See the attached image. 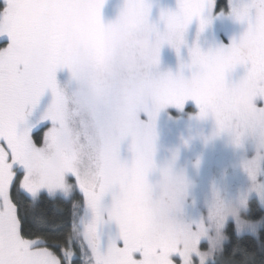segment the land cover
<instances>
[{
    "label": "snow or ice",
    "instance_id": "snow-or-ice-1",
    "mask_svg": "<svg viewBox=\"0 0 264 264\" xmlns=\"http://www.w3.org/2000/svg\"><path fill=\"white\" fill-rule=\"evenodd\" d=\"M103 3L0 0V264H135L144 254L129 246L119 200L109 214L120 232L105 243L104 203L118 182L113 165L129 136L138 132L141 146L133 173L139 177L150 165L151 124L141 114L148 120L182 82L142 72L126 79L123 73L138 44L147 50V63L156 65L160 46L182 37L194 17L202 31L210 22L204 13L215 10L216 0H178V11L161 12L163 33L149 23V0H125L116 22L107 25ZM229 5L247 30L215 54L193 55L201 63L250 65L253 75H264V0ZM129 17L142 22L141 32L127 31ZM63 68L70 79L60 85L56 74ZM46 92L51 103L29 122ZM249 219L259 231L241 242L259 254L252 264H264V205ZM195 261L203 264V257Z\"/></svg>",
    "mask_w": 264,
    "mask_h": 264
},
{
    "label": "trees",
    "instance_id": "trees-1",
    "mask_svg": "<svg viewBox=\"0 0 264 264\" xmlns=\"http://www.w3.org/2000/svg\"><path fill=\"white\" fill-rule=\"evenodd\" d=\"M124 2L125 0H104L100 10L102 23L105 25L115 23L124 6ZM149 2L151 4L148 17L149 23L155 24L158 31L163 33L165 24L161 20V12L178 11V0H149ZM229 2H234L238 5L241 0H216L215 10L211 13L207 11L204 13L206 18H210L209 25H217L230 16ZM208 24L205 28L208 27ZM79 27V24L72 25L74 31L79 30ZM247 27L246 22L239 26L230 21L223 23V30L217 33L216 36L212 33L213 35L207 40L209 43L207 50L210 54H215L222 48L228 47L227 43H232L233 39L238 40L247 30ZM204 32L205 29L203 31L200 30V19L194 17L183 34V40L192 34H195L192 36H197L201 39L204 36ZM151 39L152 41L155 40L154 37ZM141 45L138 44L137 47ZM159 49L165 51L163 44ZM210 64L211 68L205 67V63L203 64L202 73L195 72L187 75L186 72H182L178 74V78L182 82V89L179 93H174L173 96L184 98L181 102L170 107H167L166 104L160 105L162 106L161 108L157 106L148 120H146L144 114H141V119H145L142 122L150 123L152 132L151 163L141 176L137 177L133 173V168L141 149L138 142L139 133L129 136L122 143L115 161H125L126 166L119 173L113 170L118 182L104 206L105 215L103 219L107 221L103 230L109 226L108 220H114L109 213L115 201L119 200L121 202V221L125 229L132 230L135 237L140 236L144 240L147 239L145 248L152 251L156 244L163 241L165 234L158 236L156 241H151L149 236H147L146 230L149 231L151 229L146 220H149V209L151 207L155 210L157 220H162L160 218L168 211H175L187 220L190 217L189 210L194 205L188 200L190 196L194 195V197H197L195 195L197 194L199 195L198 198H200L205 191L213 192L210 188L211 186L208 185V180L201 181L198 178L197 169L200 170L201 168L196 167L204 168L206 159L219 157L218 152L212 147L211 134L217 131L222 123L233 117L235 121H240L239 116L241 115L242 122L245 121L243 114L236 116V106L233 101L238 88L242 83L244 84V74L241 75V73L243 70L251 68V66L244 64L228 66L220 59H214ZM153 66L150 68V73L153 72H151ZM157 73L160 74V71H157ZM221 86L223 90H221ZM50 103L47 100L43 101L42 112L46 110ZM231 103H233L234 107H231ZM232 112H235V114ZM189 128L196 135V140L190 149L180 148L178 159L172 161L165 148L179 147L178 136L181 133L187 135ZM201 131L205 134L204 139L199 136ZM129 145H134L133 151H129ZM222 158L223 160L221 158L218 159L222 170H217L220 171L218 179L221 181L224 177L223 172H226L224 165H228L227 163L230 162L229 159L225 161L224 157ZM152 172L158 178L154 177ZM155 178L157 183H154ZM142 189L148 192L151 207L145 206L140 199L138 200L137 192H142ZM220 191L221 187L219 185L218 196L221 194ZM248 204L249 214L260 206L255 198L250 199ZM116 224L117 222L111 224L113 229L107 237L118 235L117 231L120 229ZM257 232L255 234H237L233 230V226L228 225L224 233L225 240L220 244L221 247L215 258L207 264H252L253 260L258 262L260 260L259 254H256L251 247L241 242L242 237L254 236ZM245 243L250 245L251 241L246 240ZM238 244L240 245L239 247ZM130 245L131 242H129Z\"/></svg>",
    "mask_w": 264,
    "mask_h": 264
},
{
    "label": "rangeland",
    "instance_id": "rangeland-1",
    "mask_svg": "<svg viewBox=\"0 0 264 264\" xmlns=\"http://www.w3.org/2000/svg\"><path fill=\"white\" fill-rule=\"evenodd\" d=\"M227 21L236 23L238 26L242 24L230 15L217 25L208 24V27L204 28V36L201 39L192 36L195 34L189 35L184 40V35L182 37L173 36L172 43L167 41L163 43L165 51L159 49V62L154 66L147 63V50L143 44L136 47L132 53V63L124 70V77L131 79L137 73L152 75L157 71H160L161 75H170L175 78H178V74L182 72H186L187 75L195 72L202 73L204 63H201L193 52L198 50L201 56L212 55L207 50V45L209 46L207 40L213 35L212 33L216 36L222 31L223 23ZM230 44L227 43V46ZM213 60L205 63V67L211 68L210 63ZM151 66H153L152 73L149 72ZM242 74H244L243 85L248 89L250 111L257 118L242 113L245 121L242 122V115L239 116L240 121H235L237 125L235 129L227 128L226 120L217 131L211 134L212 147L218 152L219 157L216 159L210 157L204 162V168H196H201L197 169L198 178L201 181L208 180V185L211 186L213 192L205 191L200 198L197 194H195L197 197L190 196L188 200L194 203L189 210L190 220L189 218L186 220L175 211H168L160 218L162 220H157L155 210L149 204L148 192L145 189H142L140 193L136 191L138 200L140 199L145 206L151 207L149 220H146L151 229L146 230L147 236L151 241H156L158 236L165 235L163 241L149 251L145 248L147 239L144 240L140 236L135 237L132 230L126 229L129 242H131L130 246L144 253L141 259L135 261V264H181V260L176 259L177 255L183 259L184 264H200L195 261L196 256L203 257V264H207L218 253L220 244L225 240L224 233L228 225H232L237 234H255L259 229V225L249 219L248 202L255 198L259 205H264V75H253L250 68L243 70ZM56 77L58 83L64 85L70 79V72L67 68L59 69ZM51 99V93L46 92L38 107L28 117L29 122L36 120L42 113L43 101L51 102ZM183 99L174 97L166 105L170 107ZM232 106L233 103H231ZM232 113L235 114V112ZM42 134L41 131L39 135L42 136ZM222 157L225 161L229 159L230 162L224 165L226 172H223L224 177L221 181L218 179L220 171L217 170H222L218 162L220 158L223 160ZM152 173L154 177H157L154 172ZM154 183H157L156 178ZM219 185L221 194L218 196ZM106 202L107 200L104 206ZM116 226L120 229V224L117 223ZM119 232L120 230L117 234Z\"/></svg>",
    "mask_w": 264,
    "mask_h": 264
},
{
    "label": "clouds",
    "instance_id": "clouds-1",
    "mask_svg": "<svg viewBox=\"0 0 264 264\" xmlns=\"http://www.w3.org/2000/svg\"><path fill=\"white\" fill-rule=\"evenodd\" d=\"M242 5H243V0H241V3L239 4V6H242ZM125 27L127 31L130 33H139L142 31V22L135 17H129L128 20L126 21ZM221 90H223L222 86H221ZM233 103L236 106V116H239L242 113H247L249 116H253L254 118H257L255 117V114L250 111L248 89L245 85H243V83L240 85L234 97ZM225 126L227 128L235 129L237 126L235 123V118L234 117L228 118ZM199 136L201 139H204L205 138L204 132L201 131L199 133ZM196 138L197 137L196 135L193 134L192 129L189 128L187 135L181 133L178 136L179 147H175V146L166 147L165 151L169 154L170 159L172 161H175L178 159L179 149L180 148H183L185 150L190 149L194 141L196 140ZM133 150H134V145H129V151H133ZM125 166H126L125 161L117 160L114 162L113 170L116 173H119L124 169Z\"/></svg>",
    "mask_w": 264,
    "mask_h": 264
},
{
    "label": "flooded vegetation",
    "instance_id": "flooded-vegetation-1",
    "mask_svg": "<svg viewBox=\"0 0 264 264\" xmlns=\"http://www.w3.org/2000/svg\"><path fill=\"white\" fill-rule=\"evenodd\" d=\"M106 221H107V220H104L103 227H104ZM114 223H116L115 220H108V224H109V226H108L105 230H103V227H102V229H101V231H102V233H103V236H104L105 243L108 242L109 237H107V236H108L109 232L113 229V227L111 226V224H114Z\"/></svg>",
    "mask_w": 264,
    "mask_h": 264
}]
</instances>
